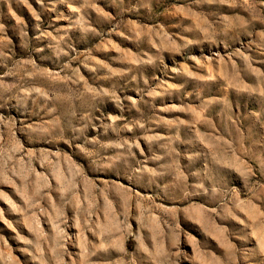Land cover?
<instances>
[{"label": "rangeland", "instance_id": "obj_1", "mask_svg": "<svg viewBox=\"0 0 264 264\" xmlns=\"http://www.w3.org/2000/svg\"><path fill=\"white\" fill-rule=\"evenodd\" d=\"M0 264H264V0H0Z\"/></svg>", "mask_w": 264, "mask_h": 264}]
</instances>
